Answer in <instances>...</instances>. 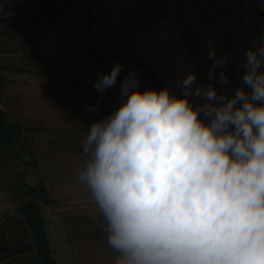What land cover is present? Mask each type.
<instances>
[{
	"label": "clouds",
	"instance_id": "clouds-1",
	"mask_svg": "<svg viewBox=\"0 0 264 264\" xmlns=\"http://www.w3.org/2000/svg\"><path fill=\"white\" fill-rule=\"evenodd\" d=\"M208 58L209 81L219 67L227 86V57ZM239 66L230 91L190 71L180 94L141 90L130 70L118 105L87 127L78 180L118 264H264V36ZM123 70L97 74L101 99Z\"/></svg>",
	"mask_w": 264,
	"mask_h": 264
},
{
	"label": "rangeland",
	"instance_id": "rangeland-1",
	"mask_svg": "<svg viewBox=\"0 0 264 264\" xmlns=\"http://www.w3.org/2000/svg\"><path fill=\"white\" fill-rule=\"evenodd\" d=\"M249 1L253 12L247 17L231 13L220 0L190 1L202 11L207 55L211 49L217 56L227 57V86L220 82L221 69L216 68L214 84L219 92L240 86L243 70L239 65L252 40L264 36V0ZM64 2L58 0L57 12ZM51 18H39L26 31L0 23V107L7 122L19 126L15 146L0 143V224L8 226L14 221V230H20L24 223L18 206L24 198L15 199L43 182L48 201L41 198L40 204L57 264H115L119 257L107 244L103 217L78 180L87 160L81 143L95 120L88 106L100 105V101L84 87L47 77L33 66L38 38ZM33 42L32 51L22 55L21 50ZM108 113L106 108L97 114L102 118ZM0 264L43 263L33 250Z\"/></svg>",
	"mask_w": 264,
	"mask_h": 264
},
{
	"label": "crops",
	"instance_id": "crops-1",
	"mask_svg": "<svg viewBox=\"0 0 264 264\" xmlns=\"http://www.w3.org/2000/svg\"><path fill=\"white\" fill-rule=\"evenodd\" d=\"M190 1L84 0L39 36L34 69L91 91L100 101L95 120L101 118L98 110L111 112L118 105L120 83L130 70L136 71L141 90L170 87L180 94L178 82L190 71L198 84H214L208 79L207 27ZM117 62L124 70L101 99L93 87L97 74L110 72Z\"/></svg>",
	"mask_w": 264,
	"mask_h": 264
},
{
	"label": "trees",
	"instance_id": "trees-1",
	"mask_svg": "<svg viewBox=\"0 0 264 264\" xmlns=\"http://www.w3.org/2000/svg\"><path fill=\"white\" fill-rule=\"evenodd\" d=\"M58 0H50L47 4L36 10L26 22L14 20H0V23L8 27L26 31L42 17H52L57 21L62 13L57 12ZM32 55V54H31ZM34 55V54H33ZM18 125L10 124L6 120L4 111L0 110V143L7 146H15L16 134H18ZM24 192V191H23ZM47 189L43 182H39L35 187H29L24 194H20L17 199L24 198L18 206L24 226L20 230H14L16 223L0 224V261L24 255L36 250L40 261L43 264H57L53 256V250L48 241L43 220V208L40 204L41 198L48 201ZM10 222V221H9Z\"/></svg>",
	"mask_w": 264,
	"mask_h": 264
},
{
	"label": "built area",
	"instance_id": "built-area-1",
	"mask_svg": "<svg viewBox=\"0 0 264 264\" xmlns=\"http://www.w3.org/2000/svg\"><path fill=\"white\" fill-rule=\"evenodd\" d=\"M50 0H0V20H14L18 22L28 19L36 10L47 4ZM220 2L233 14L239 17H247L253 12L249 0H220ZM84 0H65L62 15L74 5H82ZM55 21L50 19L44 26L43 33L54 26ZM42 33V34H43ZM36 43L33 42L21 54L26 56L32 51Z\"/></svg>",
	"mask_w": 264,
	"mask_h": 264
}]
</instances>
